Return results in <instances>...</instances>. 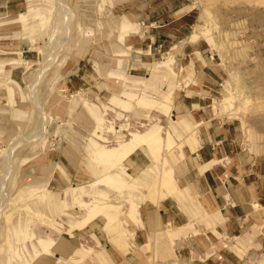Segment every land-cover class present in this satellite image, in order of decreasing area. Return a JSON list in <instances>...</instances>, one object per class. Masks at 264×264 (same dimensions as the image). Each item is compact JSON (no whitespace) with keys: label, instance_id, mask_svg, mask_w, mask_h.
Masks as SVG:
<instances>
[{"label":"rangeland","instance_id":"obj_1","mask_svg":"<svg viewBox=\"0 0 264 264\" xmlns=\"http://www.w3.org/2000/svg\"><path fill=\"white\" fill-rule=\"evenodd\" d=\"M116 2L124 9H113ZM181 3L187 24L179 35L183 45H198L205 57L223 64L228 80L219 102L241 126L244 146L264 154V0H0V264H129L121 251L132 264H188L189 240L181 236L214 229L174 178L173 169L190 162L184 163L182 138L168 129L180 131L183 117L170 109L182 86L180 49L151 52L145 72L125 64L120 91L110 102L98 103L86 90L64 93L69 68L78 64L74 57L91 60L87 73L95 69L98 74L100 59L120 58L115 53L118 31H113L117 21L140 19L142 6L167 5L170 11ZM124 20L122 41L131 32H142L125 27ZM124 55L138 59L144 52L133 49ZM106 106L156 120L119 143L106 142L117 123L107 121L110 115L104 119ZM154 127L163 138L160 145H143L114 167L100 160V153ZM36 163L40 166L34 168ZM31 167L32 174L24 177ZM168 197L181 200L182 216L177 217L191 229L174 237L168 230L176 224L158 220L144 252L130 223L144 219L141 203L157 208ZM251 241L246 246L242 237H226V249L238 264H264V236L262 245Z\"/></svg>","mask_w":264,"mask_h":264},{"label":"crops","instance_id":"obj_2","mask_svg":"<svg viewBox=\"0 0 264 264\" xmlns=\"http://www.w3.org/2000/svg\"><path fill=\"white\" fill-rule=\"evenodd\" d=\"M181 6L182 3L180 7L176 5V8L169 9L170 11H166L167 5H162L157 9L152 6H142L139 7L140 19L129 20L127 16H124L122 21L128 19L135 23L130 24L124 20L125 27H136L131 28L132 30L142 28V32H131L124 37L123 41L119 35L122 21H117L113 30L118 31L115 53L121 59L108 57V63H103L100 59V69L101 67L103 69L98 74L95 69H93L94 73H87V65L91 64V60L82 62V59L78 60L74 57L78 64L69 68L70 73L67 75L69 80L64 82V93L73 92L75 94L86 90L88 94L93 93L98 103L112 100V95L120 91L118 84L123 81L121 76H124L123 66L125 64L129 63L130 67L138 65V68H135L136 71L145 72L146 65H150L153 60L149 56L151 52L160 53L167 48L180 49L176 58L178 66L183 68L180 72L182 73L180 77L182 86L175 90L174 102L170 109L173 115L176 113L183 117L178 120L181 123L180 131L177 128L174 130L173 126H169L168 129L169 133H177L179 138L183 139L181 141L184 143L182 152L184 163L190 162L185 164L186 168L175 167L173 169L174 178L177 187L184 194L189 193L196 199V209L203 217H206L204 221L207 222V226L211 227L214 224L216 226L199 235L187 232L188 234L181 236L180 233L184 228L190 227L189 222L177 217V215L182 216L178 205L181 200H178V197H172L175 199L170 200L171 197H168L161 200L163 202L157 208L141 203L140 209L144 210V219L140 216L141 224L139 225L130 223L134 227V232L129 231L133 233L138 242L140 241L142 250L145 252L149 250V239L157 229L158 220L165 226L176 224L174 230L168 231L175 234L174 237L181 236V238H175V241L189 240L191 258L188 264H238V260L232 257L226 249V237H242L244 245L248 246L246 240L251 241L254 235V242L251 241L253 244L262 245L263 243H259V239L264 236V154L252 152L244 146L240 133L241 126L238 127V121L228 115L227 106L219 102L221 91L226 93V81L228 80V73L224 70L223 64L214 63L213 56L206 55L205 57L198 45L190 43L183 45L185 41L179 35L185 33L187 24L186 19H183L184 15H180L183 8ZM113 9L121 10L124 7L116 2ZM129 9V7L126 8V10ZM81 10L80 6L79 11ZM133 49L137 54L144 52L143 57L122 58L126 57L122 56L123 53L127 54ZM225 102L231 108L234 107L233 110L236 111L230 97H226ZM120 110L119 112L113 111V108L108 106L103 110L104 119L110 115L107 118L108 122L111 119L117 120L116 126H111L114 131L109 139L105 138L106 142L119 143L126 137L141 133L156 120V117L151 114H146L139 119L131 111ZM85 119L87 122L90 121V117H85ZM184 122L189 127L188 129L183 126ZM154 129L159 133L158 127L150 129L149 132ZM44 165L42 164L41 167ZM36 166L40 165L36 163L34 168ZM32 172L33 167L27 171V175L24 174V177H29ZM167 190L172 192L174 188L170 187ZM159 211L160 219L157 217ZM165 216L172 219L166 220ZM178 227L182 229L176 230ZM153 228L156 229L153 231ZM121 252V256L126 257L129 264H132L131 257L125 251Z\"/></svg>","mask_w":264,"mask_h":264},{"label":"bare ground","instance_id":"obj_3","mask_svg":"<svg viewBox=\"0 0 264 264\" xmlns=\"http://www.w3.org/2000/svg\"><path fill=\"white\" fill-rule=\"evenodd\" d=\"M64 20H65V18H64ZM64 23H65V21H64ZM162 140L163 139L161 136H159L158 131L154 129V130H151L150 132H146L145 134L136 135L133 140L123 143L118 148L106 150L104 153H100L99 154L100 158H101L100 160L103 163L112 164L114 167L115 165L117 166L118 163H120L124 159H126L132 152H134L139 147H141L143 145L147 146V145H152V144H155L152 146H156V145L158 146L161 144ZM97 210H99V209L96 208V211ZM101 210H102V208H101ZM94 217H96V216L94 215L93 218ZM41 242H44V240H41Z\"/></svg>","mask_w":264,"mask_h":264}]
</instances>
